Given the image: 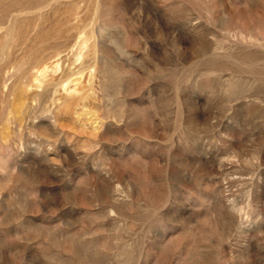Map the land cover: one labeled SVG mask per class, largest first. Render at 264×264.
<instances>
[{
    "label": "rangeland",
    "instance_id": "374dc122",
    "mask_svg": "<svg viewBox=\"0 0 264 264\" xmlns=\"http://www.w3.org/2000/svg\"><path fill=\"white\" fill-rule=\"evenodd\" d=\"M0 264H264V0H0Z\"/></svg>",
    "mask_w": 264,
    "mask_h": 264
},
{
    "label": "bare ground",
    "instance_id": "6f19581e",
    "mask_svg": "<svg viewBox=\"0 0 264 264\" xmlns=\"http://www.w3.org/2000/svg\"><path fill=\"white\" fill-rule=\"evenodd\" d=\"M78 57V56H77Z\"/></svg>",
    "mask_w": 264,
    "mask_h": 264
}]
</instances>
